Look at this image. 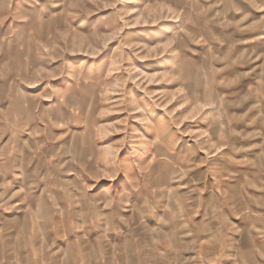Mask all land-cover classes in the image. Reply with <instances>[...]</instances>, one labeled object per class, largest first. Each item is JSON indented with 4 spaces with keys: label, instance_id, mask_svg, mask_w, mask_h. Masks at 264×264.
Instances as JSON below:
<instances>
[{
    "label": "clouds",
    "instance_id": "1",
    "mask_svg": "<svg viewBox=\"0 0 264 264\" xmlns=\"http://www.w3.org/2000/svg\"><path fill=\"white\" fill-rule=\"evenodd\" d=\"M0 264H264V0H0Z\"/></svg>",
    "mask_w": 264,
    "mask_h": 264
},
{
    "label": "rangeland",
    "instance_id": "2",
    "mask_svg": "<svg viewBox=\"0 0 264 264\" xmlns=\"http://www.w3.org/2000/svg\"><path fill=\"white\" fill-rule=\"evenodd\" d=\"M145 67H146V68H154V67H156V65L154 64V62H147V63L145 64Z\"/></svg>",
    "mask_w": 264,
    "mask_h": 264
}]
</instances>
